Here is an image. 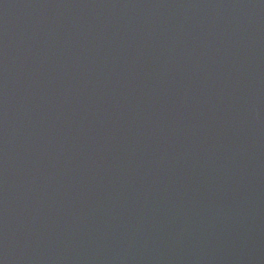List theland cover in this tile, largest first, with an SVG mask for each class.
Masks as SVG:
<instances>
[{"label": "water", "instance_id": "1", "mask_svg": "<svg viewBox=\"0 0 264 264\" xmlns=\"http://www.w3.org/2000/svg\"><path fill=\"white\" fill-rule=\"evenodd\" d=\"M0 264H264V0H0Z\"/></svg>", "mask_w": 264, "mask_h": 264}]
</instances>
